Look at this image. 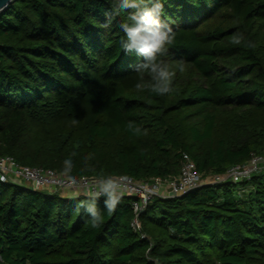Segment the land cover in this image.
Returning a JSON list of instances; mask_svg holds the SVG:
<instances>
[{
    "label": "trees",
    "instance_id": "16d2710c",
    "mask_svg": "<svg viewBox=\"0 0 264 264\" xmlns=\"http://www.w3.org/2000/svg\"><path fill=\"white\" fill-rule=\"evenodd\" d=\"M176 33L165 96L138 92L112 0H13L0 12V155L72 177L203 176L264 155V0H162ZM133 11V10H129ZM244 41L233 45L231 37ZM248 44L254 47H248ZM183 65V71L179 66ZM133 121L145 130L128 129ZM74 153V155H70ZM0 181V264H264V172L155 197L132 228L123 196L100 229L83 194ZM144 235V237H142Z\"/></svg>",
    "mask_w": 264,
    "mask_h": 264
},
{
    "label": "clouds",
    "instance_id": "9594fccd",
    "mask_svg": "<svg viewBox=\"0 0 264 264\" xmlns=\"http://www.w3.org/2000/svg\"><path fill=\"white\" fill-rule=\"evenodd\" d=\"M133 10V11H129ZM163 12L162 0H112L108 22L103 27L108 28L112 19L127 13V19L119 23V30L123 35L120 38V48L125 52H135L143 57V61L134 66L138 81L134 85L138 92H149L156 96H165L174 91V79L176 70L172 69L163 59L168 54L169 48L174 44L176 33L172 26L161 19ZM244 41L241 34L231 37L233 45H240ZM248 47H254L248 44ZM183 65L179 66V71H183ZM128 129L135 134H145V130L133 121L128 122ZM74 155V153L70 154ZM74 163L68 157L63 162L62 174L75 180L71 176ZM125 176H101L94 186L83 193L91 198V203L85 200H78L77 208H84L90 216L88 226L97 230L105 221V216L97 207L96 201L103 196L104 206L108 216L114 214L118 204L125 194Z\"/></svg>",
    "mask_w": 264,
    "mask_h": 264
},
{
    "label": "built area",
    "instance_id": "2783aa9c",
    "mask_svg": "<svg viewBox=\"0 0 264 264\" xmlns=\"http://www.w3.org/2000/svg\"><path fill=\"white\" fill-rule=\"evenodd\" d=\"M264 172V155H253L247 162L230 166L225 173L207 175L203 177L196 169V165L186 153L182 155V165L179 174L168 177H151L144 180H136L127 175L125 182V194L132 197V210L134 217L131 226L140 231L139 213L155 197H172L183 195L190 190L209 183L229 180L240 183L249 180L254 174ZM99 177L82 175L70 180L53 169L21 166L11 156L0 155V181L8 183L24 184L34 190L49 192L73 191L77 195L83 194L94 186ZM28 184V185H26ZM102 197V196H101ZM144 237V235H142Z\"/></svg>",
    "mask_w": 264,
    "mask_h": 264
},
{
    "label": "water",
    "instance_id": "95a60500",
    "mask_svg": "<svg viewBox=\"0 0 264 264\" xmlns=\"http://www.w3.org/2000/svg\"><path fill=\"white\" fill-rule=\"evenodd\" d=\"M13 0H0V12L7 9L9 3H11Z\"/></svg>",
    "mask_w": 264,
    "mask_h": 264
},
{
    "label": "crops",
    "instance_id": "0c3cea01",
    "mask_svg": "<svg viewBox=\"0 0 264 264\" xmlns=\"http://www.w3.org/2000/svg\"><path fill=\"white\" fill-rule=\"evenodd\" d=\"M61 193H64L65 194V196H77V194L76 193H74L73 191H65V192H61Z\"/></svg>",
    "mask_w": 264,
    "mask_h": 264
},
{
    "label": "rangeland",
    "instance_id": "374dc122",
    "mask_svg": "<svg viewBox=\"0 0 264 264\" xmlns=\"http://www.w3.org/2000/svg\"><path fill=\"white\" fill-rule=\"evenodd\" d=\"M26 185H28V184H26ZM61 195H65L64 193H62Z\"/></svg>",
    "mask_w": 264,
    "mask_h": 264
}]
</instances>
